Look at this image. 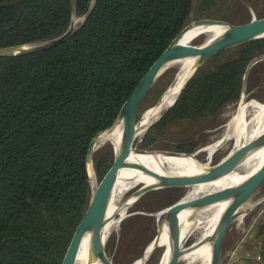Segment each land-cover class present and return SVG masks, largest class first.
Returning a JSON list of instances; mask_svg holds the SVG:
<instances>
[{
	"label": "trees",
	"instance_id": "obj_1",
	"mask_svg": "<svg viewBox=\"0 0 264 264\" xmlns=\"http://www.w3.org/2000/svg\"><path fill=\"white\" fill-rule=\"evenodd\" d=\"M217 1L194 0V14ZM90 2L61 43L0 55V264L56 263L87 204L91 140L109 126L192 6V0H75V13ZM71 21V0H0V47L56 36ZM258 53L241 47L235 57L197 69L167 119L209 117L236 100L242 67ZM177 148L192 152L197 142ZM106 161L104 147L93 156L98 179Z\"/></svg>",
	"mask_w": 264,
	"mask_h": 264
},
{
	"label": "water",
	"instance_id": "obj_2",
	"mask_svg": "<svg viewBox=\"0 0 264 264\" xmlns=\"http://www.w3.org/2000/svg\"><path fill=\"white\" fill-rule=\"evenodd\" d=\"M241 2L249 8L250 17L244 20L230 21L212 17H194V0H192V6L187 22L131 85L117 105L109 126L98 132V134H100L107 131L111 134L105 143L107 161L105 170L100 179H98L96 175L93 157H90L89 155L92 143L98 134L91 140L86 156V170L89 181V196L87 204L69 241L55 264H67L68 262L74 261L85 237L88 255L91 259L98 260L101 264H114L112 258L106 252V241L109 236L107 235V224L111 219L110 215H112L111 213L109 215L107 213L110 206L111 209L116 207V199H118L120 194L118 187L119 171L123 168L131 167V162L127 160V157L132 148L139 108L149 91L156 83L161 72L180 52L187 48L201 47L202 49H212L215 51L213 55L224 49L233 48L239 50L241 47H254L256 50L264 52V24L260 22L254 9L249 5L247 0H241ZM91 6L92 2L88 4L83 14L77 15L75 13V0H71L72 21L62 33L41 41L0 47V55L29 54L51 48L61 43L74 31L78 26L79 21L84 19ZM213 25L222 27L221 31L214 35H209L207 32H198L193 37H188L191 31L196 28L206 29ZM183 38H187V42H183ZM206 60L198 63L186 78L175 101L163 116L161 120L162 122L168 117L188 80L197 69L203 66V63ZM256 64H258L257 59L246 62L242 67L235 85L237 95L240 94L241 84L245 85L249 71ZM117 128H119V137L118 141L115 142V131ZM252 143L253 138H250L242 145V148L240 149L241 158L252 148ZM198 150L192 152L178 150L162 151L171 154H193ZM233 156V151H229L219 161L212 163L207 171L194 175L180 176L168 182H162L161 186L155 190L165 189L164 185L166 184H171L173 189H180L179 187H185L190 184L210 182L230 171L228 170L225 172L226 170L223 169V166L229 164ZM89 163L92 166L94 183L91 182ZM140 169L147 174L157 176L156 173L146 167H141ZM256 188H259L258 191L250 198L247 204L237 211H231L205 241L200 240L196 242L194 239L190 238L184 241L173 242L174 233L179 228V220L174 216L177 201L168 205L165 218L167 219L169 231V252L165 264L183 263L185 261L183 258L185 253L198 248L205 242H208L210 251L221 249L230 238L236 234L245 233L250 222L258 213L264 210V160L252 173V176L235 190L227 189L221 192L208 193L191 200L186 208L195 211L206 204L222 198H230L232 201H239L249 195V193ZM165 249V244H160L156 248L154 247L140 264H159ZM233 249L234 247L229 248L227 256L233 252ZM139 257L141 258V256ZM138 258L134 259L131 264H134ZM225 258L221 260L220 264H223Z\"/></svg>",
	"mask_w": 264,
	"mask_h": 264
},
{
	"label": "bare ground",
	"instance_id": "obj_3",
	"mask_svg": "<svg viewBox=\"0 0 264 264\" xmlns=\"http://www.w3.org/2000/svg\"><path fill=\"white\" fill-rule=\"evenodd\" d=\"M258 18L260 22L264 24V15L258 16ZM221 29L222 27L218 25L209 26L206 29L196 28L191 31L188 37L191 38L198 32H207L209 35H214L221 31ZM186 39L187 38H183L182 41L187 42ZM214 52L215 51L212 49H202L201 47L187 48L180 52L161 72L156 82L167 69L174 71L173 79L163 91L155 105L145 112L141 120L137 119L131 152L127 157V160L131 162V167L123 168L119 171L118 187L121 193L119 201L131 187L139 183H145L147 189H143V192L140 191L141 194L135 197L138 198L144 193L160 187L162 182H168L180 176L194 175L207 171L211 164L201 163V159L198 155L202 153L204 160L208 161L211 159L214 151L227 142H230L231 148L229 151H233L234 156L229 164L223 166V169L226 170L225 172L230 170L227 174L207 183L190 184L185 187H179L182 189V192L171 202L177 201L174 216L179 220L180 226L174 233L173 242L184 241L190 238L194 239L196 242L200 240L205 241L231 211H237L244 207L259 189H254L249 195L239 201H232L230 198H222L206 204L195 211L186 208L191 200L204 194L221 192L227 189L235 190L252 176V173L264 160V101H259L254 98L248 99L247 95L243 92V84L240 98L233 106L228 107L227 113L225 112L227 114V120L223 126H221V131L214 136L211 142L207 143L196 153L171 154L158 149H140L135 147L136 141H140V138L148 128L169 110L186 78L193 71L195 66L213 56ZM256 59L257 61L264 62V53L255 55L250 61ZM263 84L264 80L261 82L260 86ZM115 134V142H117L119 128L116 129ZM110 135L111 134L107 131L98 134L90 148V157H93V153L99 147L105 145ZM250 138H253L252 148L241 158L240 149ZM141 167L148 168L156 173L157 176L141 171ZM89 168L91 171V182L94 183L92 166L90 163ZM164 188L173 187H171V184H166ZM119 201L116 207L111 209L110 206L107 213L108 215L110 213L112 214L107 224V235H110L113 230L115 231L122 221V218L126 215V213H123L118 217L115 216ZM168 205L155 213L157 223L162 215L167 213ZM167 233H169L168 226L164 230L158 227L157 238L152 246H150L149 253ZM168 252L169 249L167 248L160 264H165ZM227 252L228 251L223 252L222 248L210 251L208 242H205L198 248L185 253L183 255L185 261L181 264H220L221 260L227 256ZM143 258L144 257H139L134 264H140ZM67 264L101 263L89 257L85 237L75 260Z\"/></svg>",
	"mask_w": 264,
	"mask_h": 264
},
{
	"label": "rangeland",
	"instance_id": "obj_4",
	"mask_svg": "<svg viewBox=\"0 0 264 264\" xmlns=\"http://www.w3.org/2000/svg\"><path fill=\"white\" fill-rule=\"evenodd\" d=\"M247 2L254 9L257 16L264 15V0H247ZM194 17H212L223 20L238 21L250 17V11L241 0H218L216 4L207 12H204L203 15L194 14ZM236 52L237 50L233 48L221 50L206 60L203 65L220 64L235 57ZM259 53L264 52L259 51ZM257 63L258 64H256L247 75L243 92L247 95L248 99L254 98L259 101H264V84L260 86L261 82L264 80V62L257 61ZM173 74V70L167 69L154 84L142 102L143 104L139 109L138 120H141L145 112L155 105L163 91L172 81ZM241 91L236 100L217 106L214 113L209 117L179 121H169L166 118L165 121H161L162 123L160 122L159 125L146 131L140 138V141H136L135 147L140 149L180 151L177 146L188 142H197V148L195 150L204 147L214 139V136L218 132L221 131V126H223L227 120L226 113L229 109L228 107L233 106L237 102L241 96ZM104 147L105 145L99 147L93 153V156L98 150L103 149ZM230 148V142H227L213 152L210 160H204L202 153L199 154L198 157H200L201 163L212 164L224 157ZM145 186V183L136 184L125 192L120 201L119 198L121 193L119 194L118 199H116V205L118 201L119 205L116 209L115 216L118 217L123 213H126V215L122 218V221L115 231L113 230L114 234L113 232L110 233L106 241V252L112 258L114 264H131L132 261L139 256L145 258L149 254L150 246H152L157 238L158 227L164 230L168 226L167 219L165 218L166 213L162 215L158 223L155 219V213L170 204L182 192V189H157L148 191L140 197L135 198L147 189ZM168 234L169 233L160 239L155 246L156 248L160 244L166 245V249L162 254L161 259L168 248ZM233 240H235V238ZM229 246L230 245L227 244V246L222 247L223 252L227 251L226 249Z\"/></svg>",
	"mask_w": 264,
	"mask_h": 264
},
{
	"label": "crops",
	"instance_id": "obj_5",
	"mask_svg": "<svg viewBox=\"0 0 264 264\" xmlns=\"http://www.w3.org/2000/svg\"><path fill=\"white\" fill-rule=\"evenodd\" d=\"M227 244L230 245L227 251L234 249L223 264H264V210L255 216L244 234H236L224 247Z\"/></svg>",
	"mask_w": 264,
	"mask_h": 264
},
{
	"label": "built area",
	"instance_id": "obj_6",
	"mask_svg": "<svg viewBox=\"0 0 264 264\" xmlns=\"http://www.w3.org/2000/svg\"><path fill=\"white\" fill-rule=\"evenodd\" d=\"M247 264H250V263H247Z\"/></svg>",
	"mask_w": 264,
	"mask_h": 264
}]
</instances>
